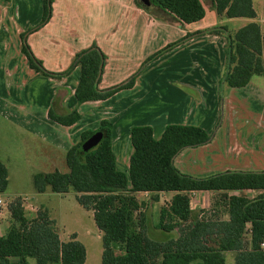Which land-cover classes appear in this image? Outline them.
I'll return each mask as SVG.
<instances>
[{
  "label": "trees",
  "instance_id": "trees-1",
  "mask_svg": "<svg viewBox=\"0 0 264 264\" xmlns=\"http://www.w3.org/2000/svg\"><path fill=\"white\" fill-rule=\"evenodd\" d=\"M137 5L148 9L139 0ZM150 6L175 17L181 25L201 21L205 10L200 0H149ZM53 0H42L40 22L20 34L21 54L29 69L55 80L67 77L75 68L80 75L74 91L77 105L104 101L117 92L131 89L143 69L151 62L193 37L205 35L225 39L223 47L225 71L219 86V116H222L220 87H247L253 76L264 77V36L256 22L252 0H212L216 16L224 19H246L248 24L235 32L225 26L187 34L146 59L134 75L106 89L99 83L105 55L92 44L74 55L62 72L47 71L35 58L27 44V36L45 26L51 18ZM48 118L64 127L80 120L77 109L57 114L52 108ZM211 132L193 125H167L159 139L149 126H133L129 130L132 153L127 173L116 167L111 147L112 127L102 120L96 130L80 134L79 142L65 154L68 172L57 170L37 173L32 185L37 194L47 191L65 195L74 193L76 202L92 212L96 228L102 233L101 264H264V170H227L206 177H194L178 170L175 158L186 149L210 144L220 127L222 117ZM99 134V143L83 155L82 144ZM8 186V173L0 161V195ZM255 190L261 193L253 199H229L228 192ZM197 192H213L224 199L222 213L227 219L202 216L191 219L190 196ZM173 193L168 205L159 211L157 229L163 233L177 232L165 242H156L146 235L144 206L138 194ZM11 224L0 236V264H84V246L71 235L67 242L59 239L55 223L48 211L41 208L32 219L24 213L22 200L16 198L7 208ZM248 226V228H247ZM245 236L247 239H245ZM233 253L228 263L225 254Z\"/></svg>",
  "mask_w": 264,
  "mask_h": 264
},
{
  "label": "crops",
  "instance_id": "crops-1",
  "mask_svg": "<svg viewBox=\"0 0 264 264\" xmlns=\"http://www.w3.org/2000/svg\"><path fill=\"white\" fill-rule=\"evenodd\" d=\"M202 6L205 16L201 21L181 25L175 17L156 7L141 8L136 0H53L50 20L27 36V44L43 67L53 73L67 69L75 54L96 44L105 55L98 87L106 89L127 80L145 59L167 45L188 33L214 27L218 19L213 3L210 11ZM41 14L42 0H0V75L4 77L0 101L13 114V121L35 136L42 146L41 154L46 158L53 161L52 153L62 158L79 142L82 132L96 130L100 122L106 120L112 127L111 147L117 170L127 173L132 153L131 127L149 126L155 139L161 137L167 125L200 126L207 132L214 128L220 112L218 83L224 62L223 38L213 35L190 38L148 64L131 89L121 90L104 101L77 105L74 91L79 68L61 80L46 78L29 69L20 52V34L35 27ZM222 22L219 20L218 23ZM248 23L243 21V26ZM61 30L73 35V45H60L55 41V35ZM81 34L84 35L82 38L78 36ZM158 37V44H154ZM215 59L216 65H212L211 72L210 62L213 64L214 60L215 63ZM220 88V127L210 144L186 149L175 158V165L182 173L206 177L227 170H264V141L258 144L241 141L232 123L237 121L235 116L240 107L235 105L234 99H246L243 105L253 127L264 130V89L253 86L252 78L243 89H233L225 83ZM50 108L57 114L77 109L80 120L69 127L61 126L48 118ZM203 115L207 121L202 125L198 118ZM59 172L67 173L68 169ZM260 193L255 190L231 191L227 196L231 200L253 199ZM167 194L160 193L158 198ZM197 194L200 197L217 195L197 192L192 196ZM173 195L169 194L170 199ZM6 230L0 226V236L5 235Z\"/></svg>",
  "mask_w": 264,
  "mask_h": 264
},
{
  "label": "rangeland",
  "instance_id": "rangeland-1",
  "mask_svg": "<svg viewBox=\"0 0 264 264\" xmlns=\"http://www.w3.org/2000/svg\"><path fill=\"white\" fill-rule=\"evenodd\" d=\"M201 1L205 9L207 11H210L212 0ZM252 1L253 8L257 13L256 22L259 24L261 33L264 36V0ZM216 18L218 20L216 21V25L214 27H216L217 25L225 26L230 32H235L236 30L241 28L243 26V21H246V19H232L222 22L224 18H219L217 16ZM219 20L222 23H218ZM247 21L251 22L250 20ZM55 36L57 38V40L55 41L60 42V45H73V35L67 33L66 30L59 31L58 34H56ZM78 36L82 38L84 35L81 34ZM40 37L41 36H38L37 38L40 39ZM159 40L160 38L158 37L157 42H154V44H158ZM223 41L225 44L224 38ZM13 52H15V50H13ZM215 57L216 56L214 52V58ZM131 61L132 60L130 58L129 67L133 65L131 64ZM145 61L146 59L141 63V65ZM141 65L132 75H134L138 70H140ZM210 65V71L213 72L212 65H216V59L215 63L213 60V64L210 62ZM224 71L225 67L223 62L221 77L224 74ZM252 85L262 87L264 89V77H252ZM3 90L4 77L0 75V96H3ZM46 94V91H44V96ZM1 99L2 98H0V100ZM14 100H16L18 103H21L19 99ZM1 101L0 161L4 164L7 169L8 186L6 191L0 195V200L3 202V204L0 205V226L3 229L4 227L8 228V226L11 224L12 220L7 210L8 205H10L14 200H16V198H20L23 203L24 213L28 219L34 218L36 212L39 209L45 208L48 211L50 219H52L55 223V230L59 236V239L63 242H67L70 239L71 235L75 234L77 241H79L85 248L86 259L84 264H101L102 233L95 226L92 217V212L85 211L82 207H80L76 202L74 193L72 192H69L65 195L51 193L50 191H47L43 194H37L34 191L32 185V178L37 173H48L55 170H64L66 172L67 167L65 166V155H62V158H59V155H57L56 153H52V156L54 158L53 161L42 155V146L38 143V140L35 138V136H33L32 133L27 132V129L21 126V124H17L13 121L14 119L11 118L13 114L9 112L10 110L7 109ZM24 101L26 102L27 99H25ZM234 102L235 105L240 106L239 111L237 110L238 113L235 116L238 119L237 121L233 120L232 122L234 123L233 129L236 132L238 139H240L241 141H248L251 144H258L264 141V130H256L253 127V121L246 112V107L243 105V103L246 102V99H240L239 101H236L234 99ZM262 108L264 109V106H262ZM262 115L264 116V114ZM220 117L222 116H219L218 114L217 119L215 120L216 123L220 120ZM198 119L200 120L199 124L202 125L205 124V122L207 121L206 115L200 116ZM212 130L213 128L211 129V131ZM226 132L227 130L225 129L224 133ZM221 137L224 138L223 133L221 134ZM169 194L172 195V193H168L167 195L160 196L158 202L153 201V195L137 196V199L144 204L141 209V212L145 216L146 235L149 239L156 242H165L177 236L176 231L172 232L171 234H166L158 230L156 227L158 223L160 209L168 205L169 201L171 200ZM192 195L190 196V217L192 220L198 219L202 216L210 218L218 216L220 218L226 217L225 214L222 213L225 207V201L221 195H205L203 197L198 196V194L195 196ZM245 239H247L246 236ZM233 257V253L225 254V258L228 263L233 262ZM28 262L29 264H35V261L33 259H29Z\"/></svg>",
  "mask_w": 264,
  "mask_h": 264
},
{
  "label": "water",
  "instance_id": "water-1",
  "mask_svg": "<svg viewBox=\"0 0 264 264\" xmlns=\"http://www.w3.org/2000/svg\"><path fill=\"white\" fill-rule=\"evenodd\" d=\"M145 7L150 6L149 0H139ZM101 136L99 134L92 135L88 140H86L81 148H80V153L83 155L86 153L88 150L94 148L100 141Z\"/></svg>",
  "mask_w": 264,
  "mask_h": 264
},
{
  "label": "built area",
  "instance_id": "built-area-1",
  "mask_svg": "<svg viewBox=\"0 0 264 264\" xmlns=\"http://www.w3.org/2000/svg\"><path fill=\"white\" fill-rule=\"evenodd\" d=\"M3 204V202L0 200V205Z\"/></svg>",
  "mask_w": 264,
  "mask_h": 264
}]
</instances>
